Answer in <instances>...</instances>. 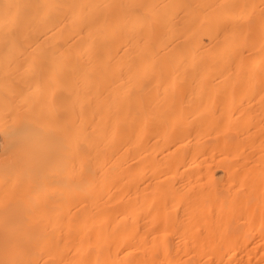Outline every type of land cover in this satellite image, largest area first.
I'll return each instance as SVG.
<instances>
[{
	"label": "bare ground",
	"instance_id": "6f19581e",
	"mask_svg": "<svg viewBox=\"0 0 264 264\" xmlns=\"http://www.w3.org/2000/svg\"><path fill=\"white\" fill-rule=\"evenodd\" d=\"M183 242L264 244V0H0V264Z\"/></svg>",
	"mask_w": 264,
	"mask_h": 264
},
{
	"label": "rangeland",
	"instance_id": "374dc122",
	"mask_svg": "<svg viewBox=\"0 0 264 264\" xmlns=\"http://www.w3.org/2000/svg\"><path fill=\"white\" fill-rule=\"evenodd\" d=\"M183 242L182 243V252L180 254L172 253V261L175 264H264V244L257 246V256L252 255V261L249 263H245L240 260L241 253L238 250H228L227 248H223L220 253L221 262H219L218 257L211 256L212 254L209 253V249L207 248V253H197L194 248L192 247L191 243ZM183 245H186L185 247ZM236 252L237 255L233 254L232 252ZM230 253L233 254V257H230ZM245 258V256H243ZM159 264H166L163 261H160Z\"/></svg>",
	"mask_w": 264,
	"mask_h": 264
}]
</instances>
